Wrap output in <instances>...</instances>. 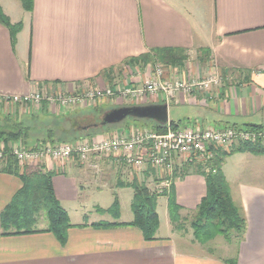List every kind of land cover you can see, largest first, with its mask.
<instances>
[{"label": "crops", "instance_id": "0c3cea01", "mask_svg": "<svg viewBox=\"0 0 264 264\" xmlns=\"http://www.w3.org/2000/svg\"><path fill=\"white\" fill-rule=\"evenodd\" d=\"M30 2L32 9L27 11L23 0H0L11 23L22 24L15 44L9 29L0 24V113H9V107L3 104L5 97L29 95L44 88L65 93L105 91L112 88L105 75L108 70L130 72L123 85L118 84L119 78L115 81L114 90L141 88L152 77L151 65L126 62L155 49H181L187 61L178 67L165 66V81L220 78L219 86L210 93L178 92L171 100L162 94L136 101L117 95L97 105H103L106 114L122 107L166 104V126L173 123L179 128L264 127V0ZM93 107L96 104L74 110ZM71 112L62 111L60 115ZM136 127L99 135L94 140ZM232 160L236 173L230 178L224 169ZM107 161L110 164H100L99 172L75 160L64 166L46 158L26 166L31 171L54 174L56 198L73 226L64 244L47 232L46 218L38 217L36 233L16 234L14 229L3 228L1 215L22 190L23 182L19 175L4 172L0 164V264H264L263 156L239 153L223 162L222 170L246 221V231L231 242L224 237L210 242L218 243L217 251L196 242L193 232L186 228V237L175 229L167 196L158 201L160 228L154 241H146L142 231L133 226L94 227L107 222L130 224L134 219L133 195L130 211L121 206V193L131 190L121 183H131L132 174L121 164ZM21 169L23 172L24 167ZM199 170L200 166L193 165L171 190L183 220L196 214L207 194L206 180ZM147 185L154 189L156 183ZM104 191L113 194L111 204L91 206L92 197ZM116 198L120 203L118 219L97 212L110 208Z\"/></svg>", "mask_w": 264, "mask_h": 264}, {"label": "trees", "instance_id": "16d2710c", "mask_svg": "<svg viewBox=\"0 0 264 264\" xmlns=\"http://www.w3.org/2000/svg\"><path fill=\"white\" fill-rule=\"evenodd\" d=\"M25 10L31 11L30 0H23ZM0 24L9 29L13 44L22 30V24L13 25L0 6ZM187 61V55L181 49H155L149 54L134 58L125 65H144L178 67ZM112 88L115 81L122 78L114 70L105 72ZM44 108L42 114H21L19 109L15 114H0V144L6 146L7 158L3 164V171L19 175L23 188L18 192L1 215L2 226L6 231L16 230V234L36 233L34 229L42 210L46 211L48 221L47 232L53 234L61 244L67 240L69 230L73 227L68 212L57 200L53 187V173L42 170L31 171L24 166L22 172L19 162L10 154V145L20 142L28 148L61 143H75L82 139L94 140L97 136L106 134L110 127H103V111L101 108L77 111L68 115L47 114ZM135 119V118H134ZM140 124L139 128H149L153 131L164 133L166 125H161L150 120L135 119ZM172 127L177 128L174 124ZM138 128V127H137ZM237 128V127H232ZM264 127L247 126L243 129H263ZM239 153H249L264 157V144H241L231 152L216 151L215 159L209 163L215 172H205L200 167L199 173L204 176L207 185V194L197 207L195 219L191 224L195 241L207 245L217 236H223L231 242L234 238H241L246 231V221L239 207L234 203L231 189L222 171L223 162L227 157ZM193 164L186 165L183 173L177 177L189 174ZM22 172V173H21ZM121 187L131 188L134 191L132 201L133 222L130 224L98 223L96 228H113L120 226H133L140 229L146 241H154L160 228V218L157 212L160 197H168V211L175 229H182L178 223L181 217V208L172 193L159 194L148 188L147 185L135 179L131 183H121ZM98 213H109L115 217L120 215L118 198L107 209H98Z\"/></svg>", "mask_w": 264, "mask_h": 264}, {"label": "built area", "instance_id": "2783aa9c", "mask_svg": "<svg viewBox=\"0 0 264 264\" xmlns=\"http://www.w3.org/2000/svg\"><path fill=\"white\" fill-rule=\"evenodd\" d=\"M152 77L141 88L124 87L102 90H84L65 93L54 88H44L24 96H9L3 104L9 108H33L40 110L46 106L52 111H67L95 105L103 99L117 95L124 100H140L149 95H164L171 100L178 92L192 94L195 91L210 93L219 86L220 78L165 81L163 66H151ZM264 144L263 129L226 128L224 130L199 128H174L167 126L164 133L149 128L116 132L102 140L82 139L75 143H61L28 148L17 142L10 145V154L20 166L40 163L46 158L60 162L64 166L71 160L79 164H89L100 171L102 161L110 160L121 164L132 174V181L138 179L147 185L156 183L154 189L159 194L169 192L186 165L203 167L205 172H215L209 163L215 159L216 151L231 152L241 144ZM7 158L6 146L0 144V164ZM148 175V176H146ZM136 176V177H135ZM144 179L141 180L140 177ZM148 186V185H147Z\"/></svg>", "mask_w": 264, "mask_h": 264}, {"label": "rangeland", "instance_id": "374dc122", "mask_svg": "<svg viewBox=\"0 0 264 264\" xmlns=\"http://www.w3.org/2000/svg\"><path fill=\"white\" fill-rule=\"evenodd\" d=\"M158 65H160V66H163V65H161V64H158ZM163 67H165V66H163ZM150 68H151V66H150ZM152 72V71H151ZM130 74V72L128 71V74H126V73H124L123 75H122V78H120L119 80H118V84H122L123 85V83H124V81L126 80V76L127 75H129ZM101 101V100H100ZM99 101V102H100ZM99 102L97 101L95 104H96V107L95 108H101V106H103V105H97V104H99ZM44 105V107L43 108H41L40 110H35V109H33V108H24V107H21V108H18L19 109V111H20V113L21 114H42L43 112H45V111H43V109L44 108H46L47 110V114H52L53 115V113H55V112H53V113H51L52 111L50 110V109H48V107L46 106V104L44 103L43 104ZM94 108V107H93ZM103 108V107H102ZM16 111H17V108H9L7 111H6V113H12V114H15L16 113ZM72 112L71 113H74V112H76L74 109L73 110H71ZM107 111H109L108 109H107ZM56 113H58V114H60L61 113V111H58L57 110V112ZM55 113V114H56ZM1 115L2 114H4L3 112L2 113H0ZM103 115H105V112L103 111ZM140 124H143V122H138V121H136L133 117H129L128 119H126L124 122H122L121 124H119V125H117V126H115V127H110V129H109V131H107V133H112V132H114V131H116V130H119V129H128L130 126H138V127H140L141 125ZM137 128V127H136ZM101 164H110V163H108V161H102L101 162ZM235 167H236V164H234V161L232 160V161H230L226 166H225V171L224 172H226L227 171V173H228V175L230 176V178H232V176L233 175H235V171H236V169H235ZM223 171V170H222ZM130 173V172H129ZM131 174V173H130ZM136 177V176H135ZM141 180H143L144 179V177L143 176H141V178H140ZM96 193V192H95ZM133 195V197H134V191H133V189H131V190H126V191H123L122 193H121V206H122V208H123V210H125V211H130V208H129V201H131V196ZM113 194L111 193V192H109V191H104V192H100V193H96L95 194V197H92V200H91V206L93 205V204H95L96 206H99V205H101V206H109L110 204H111V202H112V200H113ZM133 201V200H132ZM112 206V205H111ZM109 209V208H108ZM98 210V209H97ZM103 210H107V209H103ZM161 213V217H162V221H164V214H163V211H161L160 212ZM101 215H109L110 217H107V218H115V219H118L119 218V216L118 217H115V216H113V215H111V214H109V213H106V214H101ZM195 217V215L194 216H192V217H189L187 220H183V218L182 219H180V221H179V225L180 226H182V229L180 230V229H176L178 232H180L181 233V235L182 236H184V237H186V235H187V232H189V233H191V232H193V229H192V227H191V224H192V222L194 221V218ZM39 218L41 219V218H46V211L45 210H42L41 211V213H40V216H39ZM187 229V232H184V229ZM220 237H223V236H217L215 239H217V238H220ZM215 239H213L212 241H214ZM222 240H224L223 238L222 239H220V242H223ZM212 241H210V242H212ZM208 243V248L209 249H212V250H216L217 251V249H216V247H217V242L214 244V243ZM226 242V241H225Z\"/></svg>", "mask_w": 264, "mask_h": 264}, {"label": "water", "instance_id": "95a60500", "mask_svg": "<svg viewBox=\"0 0 264 264\" xmlns=\"http://www.w3.org/2000/svg\"><path fill=\"white\" fill-rule=\"evenodd\" d=\"M168 106L166 104L153 106L122 107L107 112L103 116L102 126L119 125L129 117L141 120H150L161 125L168 123Z\"/></svg>", "mask_w": 264, "mask_h": 264}]
</instances>
